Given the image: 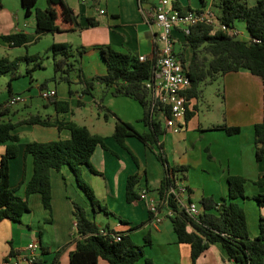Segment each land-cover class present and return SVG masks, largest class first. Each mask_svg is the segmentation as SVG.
Masks as SVG:
<instances>
[{
  "label": "crops",
  "instance_id": "0c3cea01",
  "mask_svg": "<svg viewBox=\"0 0 264 264\" xmlns=\"http://www.w3.org/2000/svg\"><path fill=\"white\" fill-rule=\"evenodd\" d=\"M64 1L73 9L78 27L74 31L48 33L51 35V43L64 42L74 50L80 46L87 49L80 57L78 65L82 71L81 79L75 76L76 71L73 72L74 79L70 84V89L73 91L71 95L68 92L69 86L65 82L60 81L61 84H58L57 81L52 80V84L46 85V88L56 90V100L68 102L70 111L57 114L56 107L51 100L50 109L53 108V112L45 116L58 115L60 119L73 120L80 125H85L92 133L104 136L109 149L106 150L99 146L95 148L90 157V164L96 173L82 166V177L91 186L96 198L106 208L107 213L101 210L93 212L90 201L85 198L86 196L77 186L68 166H63L58 171L52 170L50 174L52 195L50 212L43 209L39 196L32 194L28 196L30 212L24 214L21 222L7 219L0 221V264H4L7 255L21 251L32 240H37L39 245L47 249L43 254L39 249V255L43 257V259L40 258L42 264H51L56 252H59L57 264H69V253L75 248V239L79 238L74 224L72 204V201L76 199L82 200L81 206L86 210L87 216L93 218L100 229L127 232L133 227L128 232L129 236L131 239L134 235L138 238L142 237L143 246H146L151 253L146 258L150 259L153 264H229L223 249L217 243L210 244L195 261H192L189 244L176 241L172 224H167V220H164L159 226L154 227L149 222V214L143 201L139 199L132 202L126 201L125 185L129 175L139 174L137 194L142 188L156 193L164 176V165L157 159L155 150L148 148L138 138L128 136L125 144L136 157L135 162L131 154L118 145L111 136L115 118L105 120L98 106L103 105L139 132L148 131V127L141 121L143 109L136 100L126 96L123 97L127 100L123 101L131 103L129 101L134 100L138 104H101L94 97L90 100L95 104H85L89 94L85 95L81 91L84 87L83 78L105 73V62L98 46L109 45L122 53L137 57L145 56L147 59L153 58L159 44L154 41L156 29L152 25L151 17L159 0ZM173 1L169 0L171 6H173ZM176 1L177 7L185 11L212 4L213 0H204L203 4L201 0ZM246 1L249 5L256 2V0ZM45 5L46 2L40 8H44ZM90 20L94 22L93 25L89 24ZM34 29V14L24 17L20 0H2L0 33L6 34L18 30L33 33ZM173 40L174 51L178 52L183 41V34L180 30L176 29L173 32ZM7 48L10 49V46L0 39V57L13 59L15 56L10 55L12 50H7ZM191 52L190 47L185 49L186 61H190ZM230 73L236 75L232 77L229 76ZM227 76L231 81L244 80L243 86H247L246 96L249 100L247 104H241V120L236 123L229 122L230 119L222 114L221 122L202 124L198 117V104H195V98H192V104H188V109L196 107V110H192V116L178 133H173L165 127L159 112L155 114L161 119L165 128V132L159 137V144L166 160L165 166L187 167L184 183L190 190L191 200L195 203L200 198L209 196L219 204L227 197L228 176L244 177L245 186L250 185L249 194L244 199H239L238 202L243 206L246 201H253L250 210L253 214H255L254 210L256 211V219L252 233L248 235L254 238L259 232L260 218H264V207H259L253 199L254 195L264 193V185L254 184L258 176L264 173V157L256 161L253 146V126L262 119V104H259L258 99L260 93L262 99V81L247 70L229 72L222 77ZM97 86L101 85L96 84L95 88ZM254 88L256 100L254 96H251V90ZM106 92L113 96L109 90ZM10 94L13 93L10 91L8 97L11 96ZM230 108L235 110L238 106L231 105ZM84 109H88V112H84ZM221 123L237 125L240 127V132L227 135L223 130L212 128L213 125ZM21 131L32 133L33 139L24 141ZM16 133L19 135L18 152L9 161V183L11 187L18 186L17 194L22 196L25 181L32 171L31 157L24 155V145L34 140L66 139L69 137V132L65 129L59 131L53 126L21 124L16 128ZM2 152L3 149H0V157ZM22 178H24L23 183H21ZM245 189L246 187L244 191ZM245 216L247 221L246 212ZM98 264L108 263L99 259Z\"/></svg>",
  "mask_w": 264,
  "mask_h": 264
},
{
  "label": "trees",
  "instance_id": "16d2710c",
  "mask_svg": "<svg viewBox=\"0 0 264 264\" xmlns=\"http://www.w3.org/2000/svg\"><path fill=\"white\" fill-rule=\"evenodd\" d=\"M44 8L36 7L37 0H20L24 17L34 14L35 29L33 33L25 31H12L0 33V39L10 47H27L30 43L40 39L42 35L54 32L74 31L78 27L74 11L64 0H45ZM202 4L204 0H201ZM212 9L217 20L229 28H233L235 20L244 22L247 39H234V34L216 29L205 24H197L191 27L190 33L183 35V41L178 52H175L180 61H185L184 51L191 49L190 88L186 91L187 101L197 98L200 93L201 83H210L218 77L229 72L247 70L252 75L258 76L262 81V119L253 126L254 157L260 161L264 157V0H256L249 5L246 0H213ZM173 7H177V1H173ZM2 0H0V10ZM181 10V9H179ZM183 11V10H182ZM90 25L94 22L90 20ZM86 47L80 46L72 49L68 43L53 42L48 51L53 58V76L51 81H62L68 84L69 94L73 91L70 84L73 82V72L81 77L80 57L86 51ZM100 54L105 62V73L83 78L84 87L82 93L92 95L96 84L103 86L104 91H110L113 96H126L136 100L143 109L141 121L148 127V131L139 132L130 123L120 120L113 112L103 105L98 106L102 117L107 120L114 117L112 138L126 149L136 162V157L125 144L128 136H134L142 141L148 148L156 151L157 159L164 165V176L159 190L173 182V176L186 177V166H165L166 160L159 144V137L165 132L161 119L155 116L149 103V95L144 87V82L151 77L154 66V58L140 60L139 57L114 50L109 45L98 46ZM71 59V60H70ZM25 61L28 66L27 74L37 68H42L43 57L34 54L9 59L0 57V76L9 75L10 80L17 78L20 61ZM81 79V78H80ZM46 82L39 85L40 89L46 88ZM11 95V94H10ZM56 107V112L66 113L70 107L65 100L50 99ZM0 104V144H5V152L0 157V221L10 220L21 222L24 214L30 212L28 196L37 194L44 210L51 211V171L60 170L68 166L71 170L77 186L90 201L93 212L101 210L107 213L96 198L91 186L82 177V166H86L91 172L96 170L90 164V157L96 147L108 150L104 136L92 133L85 125H80L73 120L60 119L58 115L41 116L31 114L24 119L11 121L4 119L10 114V108ZM192 110L187 108L184 124L192 116ZM160 113V112H159ZM21 124H36L40 126H53L57 130H67L69 137L49 141H30L23 147L24 155H29L32 162V171L25 181L23 195L17 194L18 186L11 187L9 183V161L18 152L19 135L16 128ZM213 129L223 130L227 135H235L240 132L237 125L221 123L213 125ZM139 174L134 173L127 177L125 185V198L127 202L138 199L136 187ZM24 182L22 178L21 183ZM246 179L239 175H230L227 178L228 191L226 199L218 204L212 197L204 196L197 201L201 211L197 217H189L184 210L178 211L169 220L178 243H187L190 246V258L192 261L208 248L210 244L217 243L223 249L228 261L234 264H264V218L261 217L258 224V235L250 238L244 209L238 202L244 199V187ZM257 186L264 185V173L254 181ZM158 190V191H159ZM190 198V190L187 196ZM259 207H264V193L253 196ZM73 216L76 233L75 248L69 253V264H98V260H105L108 264H135L141 258L144 264H153L148 258H144L143 246L135 244L128 232L111 231L121 234L119 241L110 235L99 233L96 221L87 216L86 210L80 204L72 201ZM105 229V228H104ZM147 240V239H146ZM41 253L46 248L39 245ZM41 256L33 264H42ZM59 252L55 253L51 264H57Z\"/></svg>",
  "mask_w": 264,
  "mask_h": 264
},
{
  "label": "built area",
  "instance_id": "2783aa9c",
  "mask_svg": "<svg viewBox=\"0 0 264 264\" xmlns=\"http://www.w3.org/2000/svg\"><path fill=\"white\" fill-rule=\"evenodd\" d=\"M151 18L152 25L156 29L154 41L159 44V47L153 56L154 66L151 77L144 82V87L148 91L152 112L157 108L165 127L173 133H178L183 128L186 110L190 104V101L186 99V91L190 88L191 80L189 61H180L175 54L173 32L178 29L185 36L190 33L192 26L205 24L234 35L238 33L217 20L211 4L182 11L171 6L169 0H159ZM139 59L147 58L140 56ZM39 96L50 100L56 97V90L39 88ZM24 100L22 95L12 94L5 105L11 107ZM188 194L187 185L178 175L173 176V182L156 193L142 188L138 193V199L146 204L149 222L156 227L182 210L191 218L197 217L201 208L197 203L188 201ZM99 233L105 236L110 235L116 241L121 239V234L104 228L99 229ZM38 256L39 243L37 240H32L21 251L7 255L4 264H33ZM229 264L234 263L229 261Z\"/></svg>",
  "mask_w": 264,
  "mask_h": 264
},
{
  "label": "rangeland",
  "instance_id": "374dc122",
  "mask_svg": "<svg viewBox=\"0 0 264 264\" xmlns=\"http://www.w3.org/2000/svg\"><path fill=\"white\" fill-rule=\"evenodd\" d=\"M45 4V0H37L36 7H43ZM27 19V18H26ZM233 30L238 33L237 37L241 39H245L247 37V32L245 29L244 22L241 20H235ZM51 43V35L42 36L35 42L30 43L27 47L19 46V47H10L7 50H12L11 57L22 56L24 54L34 55L38 54L43 57L42 68H37L31 72V74H27L26 68L31 67L23 60L20 61L19 67L17 70L18 77L9 81V75L0 76V104L5 103L9 92L13 94L22 95L25 100L21 102H17L10 108V114L4 116V119H10L11 121H18L20 119H24L31 114H39L41 116H45L48 113L53 112L52 102L51 100L43 99L39 96V85L43 82H46L47 85L52 84L51 77L53 76V59L52 55L48 51L49 45ZM13 57V58H15ZM243 71V70H240ZM235 73H230L229 76H235ZM255 77V76H254ZM256 78V77H255ZM56 83L61 84V82L57 81ZM245 83L244 80L235 79L234 81L230 80V77H218L216 80L210 83H201L200 95L195 98L194 103L197 105L198 117L202 124L208 125L209 123H219L222 121V117L229 118V122L236 123L241 120V104H247L248 98L246 96V87L243 86ZM92 95L87 96V102L85 104H95L91 102V97H94L101 104H138L136 101L132 100L128 101L123 96H111L107 92L103 90V86H97L93 89ZM252 95L255 100L257 96L255 95V88L251 90ZM88 95V94H85ZM259 104H262L261 93L259 94ZM192 104V101H190ZM236 105L238 108L235 110H231L230 106ZM88 109H84V112H88ZM223 114V115H222ZM78 116V114H77ZM112 118V117H109ZM21 136L24 141L32 140L33 134L29 132L23 133L21 131ZM5 144H0V149H5ZM3 146V147H2ZM246 189L244 191L245 196L249 194L250 185L245 186ZM19 191L17 190V193ZM85 195V194H84ZM87 198V197H85ZM88 199V198H87ZM80 199H76L75 202L81 205ZM250 202V203H248ZM253 201H246V203L241 207L244 209L247 215V225H248V233H252V227L255 225L256 219V211L253 214L250 210L252 207ZM167 224L171 225V221L167 219ZM172 226V225H171ZM152 227V226H151ZM171 228V227H170ZM153 229V228H151ZM140 235V234H137ZM252 235V234H251ZM250 236V235H249ZM140 237V236H139ZM132 241L140 246H143L144 240L142 237L138 238V236H132ZM144 258L150 255L151 253L148 251L146 246H143ZM43 259V257H41ZM135 264H144V259L141 258Z\"/></svg>",
  "mask_w": 264,
  "mask_h": 264
},
{
  "label": "water",
  "instance_id": "95a60500",
  "mask_svg": "<svg viewBox=\"0 0 264 264\" xmlns=\"http://www.w3.org/2000/svg\"><path fill=\"white\" fill-rule=\"evenodd\" d=\"M234 39H235V40H237V39H238V37H237V36H235V37H234Z\"/></svg>",
  "mask_w": 264,
  "mask_h": 264
}]
</instances>
